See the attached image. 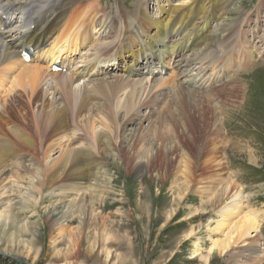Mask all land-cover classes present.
Listing matches in <instances>:
<instances>
[{
  "label": "bare ground",
  "instance_id": "obj_1",
  "mask_svg": "<svg viewBox=\"0 0 264 264\" xmlns=\"http://www.w3.org/2000/svg\"><path fill=\"white\" fill-rule=\"evenodd\" d=\"M90 1L0 0V23L5 14L18 18L5 29L0 28V81L18 85L22 92L11 99V106L0 103V227L6 228L9 224L7 227L20 231V235L28 232L26 223L20 219L21 210L33 211L40 201L52 197L57 191L55 196L58 197H65L68 193L77 196L60 216L57 222L59 229L78 216V222L87 232L91 221L96 219L92 214L95 204L105 201L104 192L111 195L106 177L103 175L100 180L92 174L99 150L105 153L120 141L125 125L137 119L138 109L147 105L156 90L172 88L171 85L180 81L176 83L175 101L178 99L177 102L196 106L203 103L218 83L223 84L221 80L225 74L234 76L251 67L253 51L244 42L243 28L255 20L258 21V25L254 23L255 27L260 28L262 16L259 10L264 7L260 4L254 14L243 12L228 22L226 14L235 0H176L166 7L160 6L159 2L158 17L153 18L148 13L152 0H149L150 4L138 0L133 4V11L121 7L116 15L93 23L101 13L98 6L102 0ZM118 19L120 26L116 24ZM214 20H219V23L216 31L210 33L209 27ZM95 27L102 36L89 41L88 32ZM33 44L38 51L48 45L47 52L51 55L57 52L60 55H77L80 52V61L67 72L52 73L50 65L44 62L34 60L25 63L21 59V50ZM82 45L84 50H80ZM200 45L203 46L199 50ZM188 49L192 51L191 55L184 56L182 52ZM157 53L165 56L166 60H176L173 64H166L169 70L164 76L156 75L159 73L156 59L148 65L149 55L156 58ZM109 56H115L112 59L124 58L128 62L122 66L125 73L113 76L111 71L96 76L95 67L107 63L110 59L105 57ZM207 58L219 60L217 66L210 67L216 72L209 75L205 72L208 62H203L204 68L195 65L197 60L201 63ZM67 121L79 125L80 128L77 126L76 129L82 134L69 133ZM6 124H12L10 129L5 128ZM213 125L219 133L221 128L217 120ZM157 135L162 136L156 133L157 139ZM83 139H90V143H82ZM104 139H111L110 143ZM177 149L180 151L182 147L177 146ZM142 152L140 149L136 153L142 155ZM55 153L59 155L54 158ZM150 155L154 156L153 153ZM10 156L20 158L11 162ZM144 167L138 160L132 170L142 171ZM87 179L88 182L93 181L86 186L91 193L82 194L85 187L80 181ZM221 212L224 217L225 208ZM250 216L246 213L242 217V224L234 234V240L238 239L242 246L237 248L227 235L226 239L214 241L208 253L197 254L196 261L213 264L215 251L225 255V251L231 249L227 257L232 261L228 264H248L246 260L244 263L238 261L240 258H249L250 264H260L255 254L261 253L258 248L261 242L253 235L258 229L257 222ZM137 220L140 221L134 223H141L144 218ZM95 225L98 231L105 229L102 222H95ZM224 227V222L219 221L216 229ZM141 232L146 231L142 229ZM171 249L163 250V257ZM127 262L120 260V264Z\"/></svg>",
  "mask_w": 264,
  "mask_h": 264
},
{
  "label": "rangeland",
  "instance_id": "obj_2",
  "mask_svg": "<svg viewBox=\"0 0 264 264\" xmlns=\"http://www.w3.org/2000/svg\"><path fill=\"white\" fill-rule=\"evenodd\" d=\"M137 1L102 0L98 6L101 13L93 23L116 15L121 7L133 11ZM140 1L150 4L149 0ZM159 2L166 7L176 0H152L148 13L153 18L158 17ZM260 4L263 6L264 0H235L226 19L230 22L243 12L254 14ZM259 15L260 28L255 27L256 20L243 28L244 42L253 51L251 67L234 76L225 74L223 84L218 83L214 92L206 95V101L196 106L175 101L178 80L171 85L173 89L156 90L147 105L138 109L137 119L125 125L120 141L116 145L111 142L112 149L105 153L99 150L92 174L100 180L103 175L106 177L111 195L104 192L105 201L95 204L92 214L96 219L87 232L78 222L79 213L59 229L60 216L77 196L68 193L58 197L57 191L40 201L33 211L21 210L20 219L26 223L27 233L20 235V231L8 228L9 224L0 227V264H120L121 259L127 264H202L196 261L198 255L208 253L214 241L226 239L227 235L233 241L246 213L257 222L253 235L260 239L261 253L256 252L255 257L264 264V7ZM218 23L219 20L212 21L210 33L216 31ZM87 25L91 27L90 23ZM97 27L90 30L92 41L102 36ZM200 46L199 50L203 45ZM182 53L190 56L192 51ZM203 62L209 65L206 75L216 72L211 71V66H217L219 60H197L196 67L204 68ZM18 94H22L18 85L0 81V103L11 106V99ZM181 109L186 111L182 113ZM189 109L195 111L190 113ZM215 120L221 128L219 133L213 125ZM67 123L69 133L82 134L77 130L79 125ZM10 125L5 128L10 129ZM156 133L162 136L157 135V139ZM87 140L81 142L90 143ZM140 149L144 151L142 155L136 153ZM19 158L10 156L9 160L17 162ZM138 160L146 166L142 171L132 170ZM92 182L80 181L85 187L82 194L91 193L86 186ZM224 208L225 219L220 214ZM137 218L144 220L134 223L140 221ZM219 221L224 222V229H216ZM95 222L104 223L105 229L98 231ZM233 244L242 246L238 239ZM168 247L172 249L163 257ZM230 250L225 255L215 251L213 264L232 261L227 257ZM242 259L238 261L251 263L249 258Z\"/></svg>",
  "mask_w": 264,
  "mask_h": 264
}]
</instances>
